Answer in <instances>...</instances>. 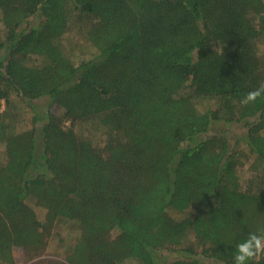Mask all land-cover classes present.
<instances>
[{
    "label": "trees",
    "instance_id": "1",
    "mask_svg": "<svg viewBox=\"0 0 264 264\" xmlns=\"http://www.w3.org/2000/svg\"><path fill=\"white\" fill-rule=\"evenodd\" d=\"M263 46L264 0H0V264L66 226L65 264H233L264 232Z\"/></svg>",
    "mask_w": 264,
    "mask_h": 264
},
{
    "label": "rangeland",
    "instance_id": "2",
    "mask_svg": "<svg viewBox=\"0 0 264 264\" xmlns=\"http://www.w3.org/2000/svg\"><path fill=\"white\" fill-rule=\"evenodd\" d=\"M36 23V20L32 18L30 20V25ZM28 27V25H25ZM65 44L68 50L74 53L76 59H80L84 57V53L88 52L89 45L85 43L84 39L82 40L78 37V33L74 32L71 35H66ZM264 48V46H263ZM41 108L48 109L49 101L47 99H42L40 101L35 102ZM5 110V103L3 102V106L0 109V112ZM52 112L56 115H61L62 111L58 107H52ZM67 126H70V123H67ZM89 126L80 124L75 129L78 133L82 135L88 134ZM229 130L230 136H235L237 134L243 135L246 132V128L240 125H234L230 127ZM97 142H102V136L99 134L95 138ZM38 215L40 219L44 218V212L42 210L37 209ZM187 212H178L176 210L171 209L170 215L175 218H182L186 216ZM74 238V230L71 228H60L54 231V234L51 238H49L47 248L40 254L34 255L30 253L25 248H15L14 249V259L15 264H65L66 263V250L65 247L70 241ZM160 256V264H169L178 257V253L165 251L161 252Z\"/></svg>",
    "mask_w": 264,
    "mask_h": 264
},
{
    "label": "clouds",
    "instance_id": "3",
    "mask_svg": "<svg viewBox=\"0 0 264 264\" xmlns=\"http://www.w3.org/2000/svg\"><path fill=\"white\" fill-rule=\"evenodd\" d=\"M260 97H264V83L249 91L242 103H255ZM262 257H264V232H249L245 239L236 243L233 264H258Z\"/></svg>",
    "mask_w": 264,
    "mask_h": 264
}]
</instances>
